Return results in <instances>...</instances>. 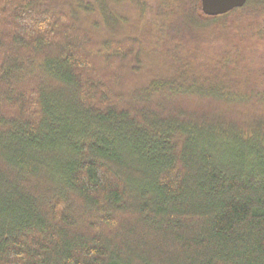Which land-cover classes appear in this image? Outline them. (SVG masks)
I'll return each mask as SVG.
<instances>
[{
  "label": "trees",
  "instance_id": "trees-1",
  "mask_svg": "<svg viewBox=\"0 0 264 264\" xmlns=\"http://www.w3.org/2000/svg\"><path fill=\"white\" fill-rule=\"evenodd\" d=\"M0 264H264V0H0Z\"/></svg>",
  "mask_w": 264,
  "mask_h": 264
},
{
  "label": "water",
  "instance_id": "water-1",
  "mask_svg": "<svg viewBox=\"0 0 264 264\" xmlns=\"http://www.w3.org/2000/svg\"><path fill=\"white\" fill-rule=\"evenodd\" d=\"M246 3L247 0H201V7L205 15L218 17L243 8Z\"/></svg>",
  "mask_w": 264,
  "mask_h": 264
}]
</instances>
